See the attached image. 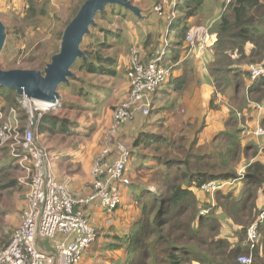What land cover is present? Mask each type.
<instances>
[{
    "label": "trees",
    "instance_id": "trees-1",
    "mask_svg": "<svg viewBox=\"0 0 264 264\" xmlns=\"http://www.w3.org/2000/svg\"><path fill=\"white\" fill-rule=\"evenodd\" d=\"M85 1H78L70 21ZM204 1L183 0L178 10L180 13L184 12L188 18L195 19L200 15ZM221 4L219 18L214 21L209 32V40L214 37V43L211 46L213 58L208 63V72L217 92L225 94L229 90L234 91L235 106L238 110L241 109L240 112H244L251 108V103H260L264 99V77L255 79L248 94H242L243 76H250L244 71L246 64L264 67V0H231L230 3L223 0ZM45 14L46 11L42 15ZM108 16L106 11L99 13L96 19H106ZM110 16L108 24H113L117 18L116 10H113ZM8 30L13 37L20 38V35L24 34L23 28ZM63 32L64 29L59 32L60 39ZM188 33L189 26H186L181 31L180 43L184 44ZM114 35L117 42H109L108 38ZM91 36L92 32L87 37ZM120 39L121 32H112L105 39L97 38V43L101 44L94 51L85 52L86 58L82 59L79 72L83 75L112 73L110 66H116L119 62L114 50ZM10 41H6L1 55L2 70L4 63L8 64V53L12 47ZM149 43L144 46L145 52ZM157 45H154L153 51L148 54L146 52V60L152 58ZM247 45L253 46L250 54L244 53V47ZM235 55L238 56L237 59L234 58ZM76 66L77 63L73 69ZM116 75L117 73L114 74ZM72 81L75 85L80 82L83 84L74 86ZM84 83L80 77L72 78L64 86L69 91L59 92L67 93L66 96L70 99L74 97L75 91L79 97H87L90 91L84 89ZM92 95L93 93L90 96ZM19 98L15 90L0 89V110L19 107ZM69 108L70 103L66 101L62 111L45 114L41 121L40 134L48 131L52 135H73L72 130L68 129L69 120L61 117L63 114H70ZM21 116L24 121L28 119V114L24 112ZM238 125L232 111L228 130L211 144L198 146L194 140L190 141L186 137L191 142L188 145L185 136L175 139L174 135L171 137L158 133L151 136L144 134L140 140L134 142L135 150L140 153L132 152L133 155H141V159H151L155 163L151 166L145 165V170H148L151 176L148 185L154 187L157 193L148 188H141L139 193H134L133 201L138 213L130 218L121 235L113 236L114 243L107 246L110 251H120V258L114 259L111 264H241L238 260L244 255L252 256L253 264H264V221L260 219L264 210L257 207L255 199L256 192L259 189L264 190V168L251 164L242 176L238 174L240 166L249 157H257V151L253 148H243L240 133L242 129L239 130ZM5 154L9 155L7 151ZM3 173L7 172L2 169L1 174ZM3 177L0 175V188ZM231 180L240 182L239 188L225 187L214 195L206 194V200L201 202L197 191L201 190L203 185L212 181ZM16 183H19L18 178L7 180L8 187H13ZM221 217L231 220L236 227V241L223 236L219 223ZM253 224H257L259 238L252 247L248 240V230ZM102 233L100 234L108 235V232ZM100 234H97L98 239Z\"/></svg>",
    "mask_w": 264,
    "mask_h": 264
},
{
    "label": "rangeland",
    "instance_id": "rangeland-1",
    "mask_svg": "<svg viewBox=\"0 0 264 264\" xmlns=\"http://www.w3.org/2000/svg\"><path fill=\"white\" fill-rule=\"evenodd\" d=\"M78 1L79 0H24L22 2V5L19 6L22 8L21 14L19 16H17V14H12L13 11H16L19 7L17 9H13V11L12 10L6 11V14L2 16L3 19L2 21L5 23L6 30L8 31L9 34L7 40L10 41V39H12L10 41L12 47L11 49H9V53H8L9 56L8 64L4 63V65L2 66L3 69L4 70L19 69V68L23 70L35 69L36 71L44 72L47 65L51 62L52 57L60 51L62 37L60 39L59 32L63 29L65 30L67 25L70 23V18L76 9V6L78 5ZM130 1H132L134 5H135L134 2L136 1L135 6L137 5H138L137 7L142 6V8L145 9L144 13L142 14V18L140 20L137 16H135L131 12H128V14H131L130 15L131 17H121L120 12H122L121 10H124V8L120 9V8H116L115 5H108L105 8L104 12L107 11L109 13V16L106 19L100 17L96 19V26H95L96 28H91L92 36L90 38L86 37L84 39V43L82 44V51H84V53L88 51L91 52L90 50L94 51L96 47L101 44L100 42L97 43L96 41L97 38L102 37L103 39H105L112 32L114 34L121 32V39L119 44H117V47H115L114 53H116V56H118L116 57V60L119 59L120 54L123 55V57L121 58V60H119V62H117L116 66H110L112 73L101 72L98 75H94V74L83 75L79 71H81L80 66L82 59H85L86 57L82 59H78L76 62L77 66L74 69H73L74 66L72 67V72L76 75V77H80L82 80H84L85 82L84 89L88 90V87L90 85L89 88H91V90L95 93H100V95L97 98H93L89 101L84 102L82 99L78 97L75 89H74L75 93H73L74 97L71 99L66 96L67 93L61 92L62 94L61 93L60 94L62 95L63 98L62 102L61 100H59L56 109L50 111L51 113L50 112L47 113L50 115L62 111L66 101H69L70 105L76 103L77 109L82 107L83 110L80 112L82 117L80 118L79 123H83L88 128L86 129V133L83 136V138L90 139L87 142H90L94 146L93 147L94 154L96 149L99 148V152L92 165V171L96 161L101 157L102 154H104V152L107 149L110 150V152L107 155L108 158L107 160L109 163L113 164L115 162V159L119 155L120 148H124L126 151L130 153L128 162L125 163L126 164L125 177L127 178L129 184L126 185L125 187L130 186V188L131 187L134 188L133 189L134 193L135 192L139 193L141 191V188L135 189V187L141 185L143 188L146 186L147 189L148 188L147 183L151 179V177L148 173V170H145V168H147L145 165L137 166V164L134 163L138 159V155L136 157L135 155H133L132 152L136 154L140 153L139 150H135L134 148V142L140 140L142 135L140 133L137 134L136 130H138L139 128V126L137 125L139 123L138 122L139 120L145 121L146 117L148 118L150 116L152 108L154 106V97L152 98V107L150 109L149 115H144L141 112H137L131 123L129 125L128 124L125 125L119 130L116 129L113 130L114 124L120 127V125L116 123L115 114L117 108L120 107V103L124 102L128 96L126 91L127 89L129 90L130 88V81L128 74L133 67V58H134L133 51L138 50L140 53V58H144L148 56L146 55V52L148 54V52L154 50V45L167 31V26L170 22V19L172 18L171 17L172 11H171V7L169 5H166L164 7L163 14L157 16L161 21H163V27L160 29V26L157 25L156 27L154 26V29H150L152 27V23L149 22V20L151 19L150 15L152 12H154L155 7L162 3V0H130ZM228 1L229 0H227V3ZM222 2L223 0H221L220 2H218L217 0H209L208 9L210 8V4L211 5L214 4L215 6H217V5H221ZM113 7L118 9L116 10V16L119 19L115 18L114 16L112 17L113 20L115 18L114 23L108 24V19L111 18L110 15L112 11L115 10V8ZM44 11H46V14L42 15ZM178 14L179 16H181L180 11L179 13L178 12L175 13L176 22H178ZM216 15L215 16L211 15L210 20H208L204 24V26H201V24L199 23L198 24L194 23L192 26L190 24L186 25L189 26V32L190 30H192V28H199L201 29V33L199 37L195 40L194 44H191V42L186 41L187 47L186 50L184 51V55L186 54V56H183L184 59L192 58L196 54V52L200 53L201 56L207 54L208 52L207 36L209 35L211 26L213 24L212 21L215 20ZM8 28H11V31L15 30V28L17 29L23 28L24 34L22 33V35H20V38L15 36L14 38L12 34L10 35ZM105 28H109V29H105ZM155 28L157 30L160 29V32L155 33L156 32ZM100 29H102V31ZM150 31H152L153 34L150 33ZM114 38L115 35L109 37L108 41L116 43L117 41H115ZM17 39H19V41ZM148 42H150L148 46L149 48L145 52L144 46ZM26 58H28L27 61L23 62ZM87 58L89 59L88 56ZM124 58H128V64L122 66V68L120 69V63L123 61ZM88 59L86 60L90 62V60ZM37 61L39 63H35ZM115 73L118 74L117 78L116 76H114ZM67 84L60 85L59 91L67 90L66 92H68L69 89H65L64 87ZM72 84H74V81H72ZM78 84L81 86L83 82L76 83L77 86ZM76 85L74 84V86ZM100 90H104V91L100 92ZM126 94L127 96L125 97ZM122 97H124L123 100ZM79 103L82 104L83 106H80ZM31 107L32 106L23 108L21 110V115L23 112L29 115L28 112L30 111ZM34 113L36 114V112ZM141 115L144 118L143 117L139 118V116ZM111 120H112V124H111ZM241 125H243L246 128L244 130L245 131L244 134L246 135L250 133L255 135V132L258 129L264 130V128L260 125L256 128H253L254 130L252 131L248 128L247 124L243 123ZM133 126L135 128L136 133L131 132ZM262 137H264V135ZM87 142H86V147H87ZM60 143L62 142L60 141ZM41 145L46 146V144H44L42 141H41ZM262 153H264V148L260 149V155ZM118 161H120V156L118 157ZM72 164L74 167L76 168L80 167L84 171L85 166L81 165L79 161L74 160L72 161ZM13 165L14 167H12ZM2 169H4V171H6L7 174L10 175V178L18 177V180L20 181L25 177V172L18 165V162L15 161L13 157L6 155L5 153L0 156V175H2L1 174ZM245 169L246 167L241 165L238 174L242 176ZM226 183H227L226 188L228 187L236 188L237 186L241 185V183L237 182L236 180L227 181ZM22 185L24 187L18 184L13 188L0 190V206L4 207L6 200L12 199L14 197L15 192L17 193L19 191L22 192L26 199L30 188L24 184ZM148 189L152 192L157 193V190L152 186L149 187ZM92 190H93V184H92ZM201 192L204 195L206 194L205 191H203L202 189ZM118 193L120 195V188ZM75 194H77L78 198L89 195L83 193L79 194L76 192ZM118 197L120 199V196ZM92 206H100L104 211L103 213L105 214V216H107L110 219L111 222H109L106 226L100 228L101 233L104 232L106 234L108 232L107 236L102 235L103 233L100 234L96 227L97 225L92 222L90 216V210L93 209L91 208ZM82 207L83 208L81 209L82 211L81 215H85L87 222L90 221L92 225L94 226L96 225L95 226V228L97 229V230L95 229L96 239L94 242H96L98 239L97 234H100V237L97 242L101 240H105V243L103 244L102 247L103 251L105 252L104 257L109 258L111 261H113L118 257L120 258V251H110V249L107 248L108 245L114 243L113 236L120 234V209H118L117 207L115 211L109 213L107 209L105 210L101 206V204L99 205L92 204L88 206L82 205ZM262 210H264V206ZM21 224L17 227H13V228L11 227V231H10L11 233L9 232L10 236H13V234L17 232ZM231 224H232L231 220L222 219V227H223V232L225 234H231L232 232ZM108 226L110 227L108 228ZM9 233H6V235L9 236ZM255 236H256L255 239L259 238V233L256 232ZM4 237L5 234L0 230V240H3ZM8 241L6 240L3 242H8ZM10 242L11 240L9 241L8 244L7 243L5 244V248H7L10 245ZM46 242L49 241L47 240ZM43 244L44 241L41 240V246H40L41 250L45 254H51L52 252L51 248H53V246L50 245V249H49L48 247H44ZM95 245L93 246L90 245L91 247L87 248L84 251L78 264L83 263L85 255L87 254L89 255L91 251L96 252V249L94 247ZM98 264H104V262L100 261Z\"/></svg>",
    "mask_w": 264,
    "mask_h": 264
},
{
    "label": "built area",
    "instance_id": "built-area-1",
    "mask_svg": "<svg viewBox=\"0 0 264 264\" xmlns=\"http://www.w3.org/2000/svg\"><path fill=\"white\" fill-rule=\"evenodd\" d=\"M230 2L231 0L228 1ZM181 3L182 0H162L155 7L154 13L160 16L164 7L169 5L172 18L152 58H140L139 51H133V67L128 74L129 93L116 110L115 119L120 127L114 124L113 130L129 125L137 112L149 115L152 98L170 78L172 68L166 65V60L171 49L175 13ZM200 33L199 28L190 30L186 41L194 44ZM250 77L252 80L264 77V67L251 66ZM18 103L19 107L0 110V156L7 151L18 162L25 172V177L19 182L30 190L26 197L27 208L22 224L13 234L10 245L0 252V264H78L84 251L96 239L95 226L90 221L87 222L85 215H81L82 205L101 204L109 213L121 206L122 198L118 192L120 186L129 184L125 177V163L128 162L130 153L120 148L119 155L112 164L107 160L110 152L107 149L94 165L91 194L78 198L71 190V179H59L48 149L39 141V123L44 114L56 109L59 101L44 103L20 96ZM28 106L32 107L28 112V119L24 121L21 110ZM255 135L263 136L264 130L258 129ZM226 186V182L212 181L203 185L202 190L207 195H214ZM260 219L264 221V211ZM256 232L257 224H254L248 231L252 247L257 241ZM41 240H48L53 246L51 254H45L41 250ZM238 261L241 264H253L252 256H241Z\"/></svg>",
    "mask_w": 264,
    "mask_h": 264
},
{
    "label": "crops",
    "instance_id": "crops-1",
    "mask_svg": "<svg viewBox=\"0 0 264 264\" xmlns=\"http://www.w3.org/2000/svg\"><path fill=\"white\" fill-rule=\"evenodd\" d=\"M23 1L24 0H0V20H3L2 16L6 14V11H13V9H17L22 5ZM217 1L220 2L219 0ZM134 3L136 5V1ZM208 5L209 0H205L203 6L201 7L200 15L195 19L188 18V16L184 12H182L181 16H179L178 14V22H176V20L173 21V31L171 33V49L170 54H168L166 60V65L172 68V76L164 84V87L154 95V106L152 108L151 114L148 118L146 117L145 121H138L139 123L137 126H139V128L138 130H136V132L137 134H148L149 136L157 133L159 135L167 134L171 137L174 135L175 139L179 136H185V138L187 137L190 141L194 140L198 144V146L211 144L218 136L228 130V121L230 119L231 112L234 111L235 117L239 124L238 129H242L240 133L242 136L243 148H253L257 151V157H249L248 160L245 161L242 165L248 168L251 164H256L264 168V153L260 155V149L264 148V137H258L252 133L248 135L244 134V130L246 128L241 125L243 123L247 124L248 128L251 131L254 130L253 128L258 127L259 125L264 128V99L260 103H251L250 109H247L244 112H240L241 109L238 110L235 106L234 91L229 90L225 94L217 92L213 83V79L210 77L208 72V63L210 62V59L213 58V51L211 46L214 43V37L209 40V35L207 36L209 47L206 55L201 56L200 53L196 52V54L190 59L183 58V56H186V54L184 55V51L187 47L186 40L184 44L180 43L181 31L183 30V28H185L188 24L192 26L194 23H199L201 24V26H204V24L208 20H210L211 15L215 16L217 14L215 20L219 18V14L222 10V4L217 6H215L214 4H210L209 9ZM139 7L142 10L143 14L145 9L142 8V6ZM21 10L22 8L19 7L16 11H13L12 14H19L21 13ZM115 10L118 9L115 8ZM121 11V17H131V14H128L129 11L125 9ZM150 17L151 19L149 20V22L152 23V27L150 29H154V26L156 27L157 25L160 26V29L163 27V21H161L154 12L151 13ZM140 19L141 18H139V20ZM214 21H212V23H214ZM160 29H156L155 33H159ZM150 33H152V31H150ZM158 42L157 44L159 45ZM252 48V45H247L246 47H244V53L250 54ZM119 56V60H121L123 55L120 54ZM234 58L237 59L238 56L235 55ZM127 64L128 58H124L120 63V69L122 68V66ZM251 66L253 65L246 64V70L244 71L250 74ZM117 77L118 74L116 75V78ZM253 82H255V80H252L249 75L243 76L242 94H248V90L252 86ZM89 87L86 91H90V95L93 93L92 97L90 95L87 96H90L89 98L78 96L84 102L89 101L93 98H97L100 95V93L93 92ZM101 91L104 90H100V92ZM127 91L126 93L128 94L129 90L127 89ZM127 94L125 95V97L127 96ZM123 98L124 97H122V100ZM80 106L83 105L80 104ZM82 110V107L77 109L76 103H74L70 105L69 115L62 113L63 116L61 117L69 120L68 129L72 130L73 135L64 136L57 135L56 133H53L52 135L48 131L40 135L39 132V141L40 143L42 141L44 144H46V146L43 147L47 148L50 152V155L52 156V164L59 179L62 181L70 178L72 181L70 187L73 192L79 194H90L92 192L93 184V177L91 174L92 165L99 152V148L96 149L94 154V146L90 142H87L90 139L83 138L86 133V129L88 128L83 123H79L80 118L82 117V115L80 114ZM142 117V115L139 116V118ZM43 118L44 115L41 121L43 120ZM41 121L39 123L38 130H40V127L42 125ZM45 126H48V124H45ZM131 132L136 133L134 126L131 129ZM187 138L186 141L189 145V143L191 142L187 140ZM60 141L62 143H60ZM135 156L137 157V155ZM74 160L79 161L81 165L85 166L84 171L80 167L76 168L73 166L72 161ZM135 163L137 164V166H151L155 164L151 159L147 161L145 159H141V155L138 156V159ZM156 165L158 166V164ZM12 167H14V165ZM2 176L4 177L2 178V188H0V190L13 188L18 184L24 187L20 182L18 184L16 183V185L13 187H8L7 180L9 181L11 179L10 175L7 173H3ZM147 186L148 188L150 187L148 183ZM136 188L138 189L143 187L139 185L136 186L135 189ZM144 188H146V186ZM241 188L242 186L240 187V189ZM133 189L134 188H130V186H120V196L122 198V203L120 206V235L127 227L130 218L138 213L136 205L133 201ZM197 194L201 202H204L206 200V194L204 195L201 190L197 191ZM255 199L257 200V207L263 209V189H259L256 192ZM26 208V199L23 193L20 191L18 193L15 192L12 199L6 200L4 207L0 206V230L5 234L3 240H0V252L4 250L5 244H8L12 239V236H10L11 227H17L22 223L23 214ZM91 208H93L92 210H90L91 220L94 224L97 225L95 226L97 227L98 232L101 233L100 228L106 226L111 221L107 216H105V214L103 213L104 211L100 206H92ZM219 219V223L222 227V219L226 220V218L221 217ZM231 226V234H225L223 232V227L221 228V232L223 236L227 237L229 240L236 241V239H234L236 227L233 224H231ZM109 227L110 226H108V228ZM6 233H9V236H7ZM6 240L9 241L3 242ZM104 243L105 240L97 242L94 246L96 252L91 251L89 255H85L82 264H98L100 261H103L104 264H111L113 261H111L109 258L104 257L105 252L102 248ZM43 246L50 249V244L48 242H44Z\"/></svg>",
    "mask_w": 264,
    "mask_h": 264
},
{
    "label": "water",
    "instance_id": "water-1",
    "mask_svg": "<svg viewBox=\"0 0 264 264\" xmlns=\"http://www.w3.org/2000/svg\"><path fill=\"white\" fill-rule=\"evenodd\" d=\"M108 5H115L142 18V10L130 0H86L63 32L60 51L52 57L44 72L36 70L0 69V89L15 90L19 96L44 103L62 100L60 85L69 83L76 75L72 67L78 59L86 57L82 51L84 39L96 26V17ZM7 41L6 25L0 20V59ZM36 120L38 117L35 118Z\"/></svg>",
    "mask_w": 264,
    "mask_h": 264
},
{
    "label": "clouds",
    "instance_id": "clouds-1",
    "mask_svg": "<svg viewBox=\"0 0 264 264\" xmlns=\"http://www.w3.org/2000/svg\"><path fill=\"white\" fill-rule=\"evenodd\" d=\"M47 114V113H46ZM45 115V114H44ZM75 193V192H74ZM249 231V230H248ZM245 256V255H244Z\"/></svg>",
    "mask_w": 264,
    "mask_h": 264
}]
</instances>
